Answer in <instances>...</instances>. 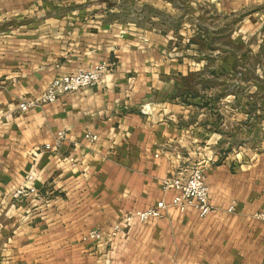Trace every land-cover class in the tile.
Listing matches in <instances>:
<instances>
[{
  "label": "crops",
  "instance_id": "crops-1",
  "mask_svg": "<svg viewBox=\"0 0 264 264\" xmlns=\"http://www.w3.org/2000/svg\"><path fill=\"white\" fill-rule=\"evenodd\" d=\"M133 1L144 16L123 21L118 1L0 0V264H264L254 217L264 210V78L244 68L247 53L211 46L233 43L234 21L244 43L264 0ZM99 63L108 68L98 85L17 110ZM244 87L260 101L244 100ZM58 132V151L44 150ZM237 136L248 146L221 147ZM198 164L210 215L170 206L161 219L122 223L170 204L161 182ZM29 176L38 198L13 201ZM91 231L102 240L82 242Z\"/></svg>",
  "mask_w": 264,
  "mask_h": 264
},
{
  "label": "built area",
  "instance_id": "built-area-1",
  "mask_svg": "<svg viewBox=\"0 0 264 264\" xmlns=\"http://www.w3.org/2000/svg\"><path fill=\"white\" fill-rule=\"evenodd\" d=\"M107 68L108 65L106 63H99L89 70L55 78L39 95L19 103L17 105V110L21 113H26L46 104H52L66 94L94 87L101 82ZM65 136L64 132H58L56 136H54L53 143L45 145L44 150L56 153L61 143L64 141ZM84 138L89 142H96L97 140V137L91 134H85ZM68 161L71 163L73 162L72 159H68ZM262 163L264 166V156ZM32 180L33 178L29 176L26 180V184L14 190L12 193L13 201L19 202L31 196L38 198V192L29 185ZM161 190L164 193L170 191L175 193L170 204L158 201L153 207L146 210H137L127 214L122 218V223L128 226L134 221L145 223L150 219H161L164 210L170 206L177 208L179 212L193 209L200 218H205L214 211V208L208 201L209 188L204 175L203 165L198 164L193 166L184 179L180 177L166 178L161 182ZM233 205L234 204L230 206L228 212L233 211ZM254 217L257 220L264 221V210ZM121 229V225L119 224L114 226L110 233V237H115ZM102 238L103 235L101 232L91 231L82 237V242H100Z\"/></svg>",
  "mask_w": 264,
  "mask_h": 264
},
{
  "label": "rangeland",
  "instance_id": "rangeland-1",
  "mask_svg": "<svg viewBox=\"0 0 264 264\" xmlns=\"http://www.w3.org/2000/svg\"><path fill=\"white\" fill-rule=\"evenodd\" d=\"M117 1L120 4L124 5L123 10L120 13L121 19H123V21H129L135 15H138L137 18L144 16V10L140 11L139 7L135 6V2L133 0H108V2L110 3ZM136 8L137 11L134 10ZM140 23L142 24V28H145L144 19H141ZM250 23L252 25H250L249 28L246 27L244 30V43H238L239 42L238 40H240L242 34L239 31L240 24H237L236 21H234L231 29L233 35V43L230 44L228 41L225 42L224 38L221 37L218 38L214 44L212 43L211 46H214L217 50L220 49L223 50L225 47H227V49L228 48L232 49L233 51L238 52L239 54L247 53L248 57L242 60L244 68L245 69L256 68V71L258 69V73L262 76V78H264V11L258 12V15L253 19V21H250ZM214 25L217 28H220L219 26H222L220 31L218 30L217 32L218 34L225 33L223 29V24L219 19H215ZM195 29H199V28H195ZM202 29L206 31V28H202ZM246 30L248 32H246ZM227 34H228V29H227ZM172 47H176V44ZM255 53H259V54H257L254 58ZM232 93L234 95L236 93L240 94V92H236V91H233ZM242 95H243L242 97H244V100H248L251 98L253 100L260 101L262 97L260 91H255L251 88H246V87H244V92H242ZM238 129H239L238 127L236 128L234 127V130L237 131ZM241 134L243 135L244 133ZM228 143L231 144V148L234 149L236 153L239 152L238 147H242L241 149H244V145H246V147L248 146L247 143H245L243 136H237L231 140H226V141L223 140L221 147L225 149L224 146ZM198 147L200 148L199 152L203 153V149L206 146L203 143H201L200 146ZM222 152L224 151L222 150L221 153Z\"/></svg>",
  "mask_w": 264,
  "mask_h": 264
}]
</instances>
